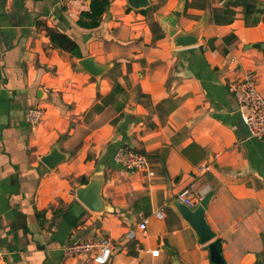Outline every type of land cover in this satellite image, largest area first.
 <instances>
[{
	"label": "crops",
	"instance_id": "1",
	"mask_svg": "<svg viewBox=\"0 0 264 264\" xmlns=\"http://www.w3.org/2000/svg\"><path fill=\"white\" fill-rule=\"evenodd\" d=\"M180 1L150 0L142 13L110 0L99 25L84 28L91 0H0V251L11 264H95L92 252L63 247L103 238L106 264H214L172 204L185 189L192 208L212 191L205 218L226 264H264V138L249 137L230 91L250 74L264 97V48L252 46L264 43V21L247 26L241 7L226 24L209 7L174 15ZM166 18L183 32L203 22L200 42L173 46ZM49 29L110 68L99 79L78 68ZM31 107L45 110L38 124L24 117ZM126 146L147 157L148 172L114 162ZM53 148L64 159L49 168L41 158ZM101 165L109 209L95 213L75 189Z\"/></svg>",
	"mask_w": 264,
	"mask_h": 264
},
{
	"label": "water",
	"instance_id": "2",
	"mask_svg": "<svg viewBox=\"0 0 264 264\" xmlns=\"http://www.w3.org/2000/svg\"><path fill=\"white\" fill-rule=\"evenodd\" d=\"M186 0H181L178 7L174 10V15H181L183 8L185 7ZM127 5L134 10H142L150 5V0H127ZM164 29L168 32L169 38H171L173 46H188L195 45L200 42V30L203 22L195 27L191 32H183L176 25L174 18H166L162 21ZM253 47L264 48V43L254 44ZM78 68L88 72L94 78L99 79L109 68L110 64L98 63L93 56H86L78 59ZM64 159V155L61 154L56 148H53L49 154L43 156L41 161L53 168L57 163ZM104 183V170L101 165L94 174L89 178L87 183L79 184L76 186L75 195L77 199L90 211L95 213H101L109 209L108 203L102 198L101 189ZM212 196V191L205 194L195 207H189L181 202L178 198H175L172 204L176 207L181 217L187 221V223L194 230L197 241L200 244H208L210 259L214 264H226L223 260L220 251L215 245L214 237L215 232L210 228L206 222L205 212L208 206V202ZM82 212L78 204L71 207L67 213L66 218L70 222H73ZM179 264V262H175Z\"/></svg>",
	"mask_w": 264,
	"mask_h": 264
},
{
	"label": "built area",
	"instance_id": "3",
	"mask_svg": "<svg viewBox=\"0 0 264 264\" xmlns=\"http://www.w3.org/2000/svg\"><path fill=\"white\" fill-rule=\"evenodd\" d=\"M230 91L234 94L239 116L245 125L248 135L251 138H264V97L256 89L255 83L250 74L244 76L242 80L233 83ZM45 110L41 107L28 108L24 117L32 125L38 124L43 119ZM113 160L118 165L127 169H143L148 172L149 162L147 157L141 152L130 147H120L115 150ZM151 174V172H149ZM177 198L185 205L192 207L194 200L190 197V190L185 189L178 194ZM156 216L162 218V210L156 211ZM146 222L141 221L139 228L144 230ZM92 252L95 264H106L111 253L109 239L103 238L97 243L80 241L63 247V254L67 256H77L82 253ZM152 256H158L159 250L151 251ZM0 264H11L8 262L3 252L0 251Z\"/></svg>",
	"mask_w": 264,
	"mask_h": 264
},
{
	"label": "trees",
	"instance_id": "4",
	"mask_svg": "<svg viewBox=\"0 0 264 264\" xmlns=\"http://www.w3.org/2000/svg\"><path fill=\"white\" fill-rule=\"evenodd\" d=\"M110 5V0H91L89 9L80 13L77 23L84 28H95L100 23L101 15ZM188 7H199L205 9L210 8V19L214 23H230L234 20L237 13V8H242V14L244 22L247 26H253L259 22L264 21V1L263 0H226V3L222 7L210 6L208 0H186L184 13ZM148 7L139 10L142 13H146ZM152 31L155 37L162 36L159 33L160 27L156 21L151 22ZM48 36L51 43L64 51L69 52L71 55L80 58L81 52L79 45L68 35L58 32L54 29L48 30ZM87 179L84 177L80 178L82 184L87 183ZM215 245L219 251H221L220 241L215 240Z\"/></svg>",
	"mask_w": 264,
	"mask_h": 264
}]
</instances>
